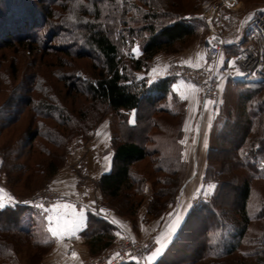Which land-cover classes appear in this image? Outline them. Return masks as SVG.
Masks as SVG:
<instances>
[{
  "label": "trees",
  "instance_id": "16d2710c",
  "mask_svg": "<svg viewBox=\"0 0 264 264\" xmlns=\"http://www.w3.org/2000/svg\"><path fill=\"white\" fill-rule=\"evenodd\" d=\"M100 1L112 5L113 25L125 24L126 32L140 40L139 57L131 55L132 68H126L112 39L114 27H108L96 11L83 31L87 46L100 61L93 76L86 73L82 93L89 101L87 106L82 102L77 107L74 101L64 100L66 94L53 92L38 73L30 78L28 87L18 88V83L14 86L0 71V174L15 196L30 195L47 186L63 165L72 141L86 138L96 119L106 111L118 119L121 134L111 138V170L98 181L102 205L128 218L135 227L147 201L146 188L150 189L146 214L156 217L175 203L186 165L179 143L182 117L162 105L174 77L148 83L133 72L146 69L157 54L173 52L175 45L195 35L196 22L203 26L204 23L195 15L182 17L176 12L163 13V17L172 16L171 21L163 23L155 12L157 0H137L145 9L129 0ZM38 3L48 7L53 0H0V46L11 48L18 42L23 49L33 51L26 41L37 39L50 13L49 7L41 12ZM129 10L136 14L128 13ZM224 51L228 55L237 53L229 46ZM239 87L242 89L237 93V103L227 111L207 152L203 182L214 183V192L208 200L190 208L158 264H264V86ZM23 88L28 96H17L16 90ZM258 97L260 102H256ZM89 108H94L92 119ZM130 111L135 112L133 125L128 122ZM166 118L176 121L166 122ZM153 129L159 133L144 137ZM147 143L154 145L148 147ZM147 159L148 169L136 168ZM226 175L233 177L235 183L237 206L231 216L221 206ZM252 182L260 186L254 190V220L259 226L251 239L253 249L240 251L247 243L253 218L249 211ZM28 209L18 204L0 209V264H40L50 249L51 241L34 240L31 227L22 224ZM196 234H200L199 240Z\"/></svg>",
  "mask_w": 264,
  "mask_h": 264
},
{
  "label": "rangeland",
  "instance_id": "374dc122",
  "mask_svg": "<svg viewBox=\"0 0 264 264\" xmlns=\"http://www.w3.org/2000/svg\"><path fill=\"white\" fill-rule=\"evenodd\" d=\"M123 1L125 0H121L120 3H123ZM129 1L131 3H135L136 5H138V7L140 6L141 8L145 9L137 0H129ZM217 1L220 0H157L154 6H155V12L160 16L159 21H162L163 23L172 20V16L170 17L161 16L165 12L180 13V16L182 17L195 15L201 21L202 6L206 3H213ZM221 1L225 2V5L222 7L221 21L226 25H230L231 28H237L239 19L242 18L241 16L246 14L248 11H250V9H252L257 5H262V4L264 5V0H221ZM120 3L118 2V5H120ZM37 5L41 12L44 13L46 11L44 9L46 6H42V4L40 5L39 3ZM48 7H49L50 15L49 14L47 15L48 17L46 18V24L44 28L41 29V32L37 30L38 33L41 34L38 35L35 41H26L28 44L32 45L33 51L30 50V48L28 49L31 52L28 51L27 49H23L21 46L18 45V42H14L11 48H4L3 46H0V71L4 72V74L7 75V77L12 81L14 86L17 85L18 83V88L28 87L30 78L34 76V74L38 73L42 75V77L44 78V84L47 87L52 86L53 92L66 94L65 96L66 98H64V100L69 102L74 101L77 107L82 102L85 104V106H87V104H89L88 103L89 101L82 93V91L84 92V89L86 87L84 84L87 80L86 73H89L91 76H93L95 73L94 71H98L99 70L98 68L100 67V61L97 57L98 54L89 49V47L87 46V42L83 36L85 24L91 21L92 15L96 13V11H99L100 19L105 20V23H107L106 25H108V27L110 28L114 27L115 31L112 32L113 42H115V44L118 47L122 62L129 70H131L132 68L130 56L132 55L134 58H137L140 55V42H139L140 40H138V38L135 36H130L126 32L124 28V26L126 27L125 24L113 25V23L111 22V15H110L111 11L113 10L112 5L101 2L100 0H53V4L51 6L48 5ZM48 7H46L47 10ZM119 9L123 10L122 7H119ZM132 10L131 11L129 10L128 13L135 15L136 14L135 11ZM247 14L250 15L251 13H247ZM196 25L198 30L193 37L187 39L182 44L175 45L174 48H172L173 52H168V53L162 52L157 54L148 64L146 69H142L140 71H134L133 75L138 78H145V80L148 83H151L159 78L170 77L172 65L176 61H180L188 65L189 61L191 62L198 59L200 51L202 50V52L204 53L202 48V43H203V39L207 34V29L206 27H204L205 25L203 26V24L200 22H196ZM133 49H136V51L134 52ZM171 77H174V79L179 78L180 87L183 86L184 87L188 86L189 88L193 87L194 89H196L198 95L197 88L193 84H190L184 79L177 76H171ZM74 87L77 89H81V91H78ZM24 88L17 89L16 95L17 96L23 95L24 97L28 96ZM240 89H242V87H239V85H236L234 83H228L225 85L224 97L221 98V96L219 97L217 96L216 100L214 101L215 104L217 105L221 101H223L222 102L223 106H221L220 110L218 111V114L216 115V118L214 119L213 125L211 127L210 136L212 138L219 129L220 124L224 121V119H226L227 111L233 109L234 106L236 105L237 93ZM259 99L260 97L256 98V102H260ZM198 104H200L199 98H198ZM162 105L174 109L182 117V126H181V137H182L184 118L186 116V106L188 105L187 102L185 101V99H182L174 91L171 85L170 94L167 95V99L166 101L162 102ZM93 110L94 108L92 109L89 108L90 111L89 115L91 116V119L94 113ZM127 116L129 119V112L127 113ZM261 117L263 119V124H264V109ZM96 120H97L96 123L89 130L86 138H79V137L75 138L72 141V143L69 145L68 155L66 156L65 161L63 165L60 167V169L63 168L64 165L66 164L67 157L69 155H73L77 153H83V154L87 153L88 151L87 144L92 138V135L99 124L105 123L106 125H108V130L110 133L109 147L110 149H112L111 148L112 136L113 135L118 136L121 134V129L119 130V128H117L118 119L112 114H109L108 112L104 111ZM165 120L166 122L171 121L170 123L173 124L176 121L174 118L173 119L166 118ZM158 133L159 132L156 129H153L147 132L146 135L144 134V137L153 136ZM147 145L148 147H153L154 143H147ZM57 153L60 154V151H58ZM148 161L149 160L147 159L145 162L136 165V168L148 169V166H146L148 164ZM225 181H226V185L223 187V194L221 196V206L223 207V211H225L226 215L231 216L233 215L237 206L236 197L233 194L234 191L233 186L235 185V183H234V178L229 175L225 176ZM4 182H5V177L0 174V190H3L2 193H0V196L7 198L11 197L12 200L31 199L40 190H52L56 192L57 195L59 196L60 199L58 201L62 199L61 194L55 189L51 188L49 184L47 186L38 188L30 195L24 194L23 197H19L12 194L4 185ZM252 186H253L252 199L249 204V211L253 218L249 225L248 239L246 241L247 243H245V246H242L240 248V251H249L253 249V245H252L253 242H251V239L254 238V233H256L259 226V223L254 220V199L256 197V192L254 195V190L256 191V189L257 190L260 189V186L258 183H254V182H252ZM209 198H206V200H208ZM202 199L204 198L201 195L198 196L196 198V204L198 202H201ZM146 200L148 201V199ZM58 201H56L55 203H57ZM147 201L143 203L139 211V214L137 216V225L135 227L133 226L131 220L122 217L130 223L132 229L130 236L134 240H145L151 238L156 240L154 236L140 237L139 233H140L141 225L143 224V222L147 223L152 220L153 221L157 220L162 216L164 217L166 213L170 211V209L175 204L173 203L169 205L167 209L164 210L160 215L156 217H149L146 214ZM50 206L48 207V209L50 208ZM30 209H31L30 211L33 214H36V210L34 211V209L32 210V208ZM101 209H103L104 211H101ZM144 210L145 212H144L143 220L140 221L139 219L140 215L143 213ZM98 211L102 212L103 216L107 215L108 213L110 214L111 212L114 213L112 210L102 205V198H100V208L98 209ZM115 215L118 216L117 214ZM22 224H25L26 226H30V227L34 225L38 228V230L37 228H34V230L31 228L33 231L34 240L38 241V236H40L39 230L41 229L39 220L34 219L29 214H26L25 216L22 217ZM122 234L116 236L111 242V245L109 247H111L114 244V242L122 236ZM199 235L200 234H196V236L199 237L198 240L200 239ZM108 248H106L102 253L89 258H95L101 256ZM44 256L42 257V259L44 258ZM147 257L145 259L146 264H148ZM202 264H206V263L203 262Z\"/></svg>",
  "mask_w": 264,
  "mask_h": 264
},
{
  "label": "crops",
  "instance_id": "0c3cea01",
  "mask_svg": "<svg viewBox=\"0 0 264 264\" xmlns=\"http://www.w3.org/2000/svg\"><path fill=\"white\" fill-rule=\"evenodd\" d=\"M260 10H264L263 4L250 9L247 12L251 13L250 15L247 13L242 15L237 28L241 29L253 14ZM227 56L226 51H223L218 57L217 65L219 67L223 65ZM188 65L204 67L209 66L210 61L201 50L198 59L189 61ZM226 84L228 83H221L218 97H224ZM173 85H176V88H173L174 91L182 99H185L188 104L186 106L183 134L179 140L182 149V160L185 162L186 170L177 200L170 211L164 217L147 223L143 222L141 225L139 236H154L156 238V248L160 246L157 244V239L162 238L163 251L152 261V264H158L160 259L168 252L186 214L196 204V198L201 195L204 198L202 200H206L212 195L215 188V184L212 182L204 183L203 177L207 166V152L213 143L210 136L211 127L218 111L223 106V101L218 105L215 102L198 104L196 89L188 86L180 87L179 78L174 79L172 87ZM128 122L130 125L134 124V111L129 112ZM109 144L108 125L105 123L99 124L87 144V153L69 155L64 167L56 173L49 183L51 188L61 194L62 199L51 205L47 213L36 211V214H33L30 211L31 209L24 212L23 216L29 214L34 219L39 220L41 229L39 228L38 241L52 242V246L42 259L41 264H81L83 260L102 253L116 236L122 233L131 235L132 229L126 219L116 216L112 212L105 216L98 215L101 198L98 181L103 174L111 170L112 166L113 151L110 149ZM149 192L150 189L147 187V199H149ZM0 202L3 203L4 207L17 205L15 200H9L3 196H0ZM56 205H71L77 212L83 209L84 221L80 229L73 235H65L63 238L57 239L48 231L49 217H52L51 226L56 227L57 215L63 216L65 213L63 207L55 208ZM144 212L145 210L140 215V221L143 220ZM177 219L178 223H176L175 230L170 232V225ZM31 228L34 230L37 227L33 225ZM73 253H75V256H73Z\"/></svg>",
  "mask_w": 264,
  "mask_h": 264
},
{
  "label": "built area",
  "instance_id": "2783aa9c",
  "mask_svg": "<svg viewBox=\"0 0 264 264\" xmlns=\"http://www.w3.org/2000/svg\"><path fill=\"white\" fill-rule=\"evenodd\" d=\"M224 5L225 2L220 0L206 3L201 8V17L207 29L202 48L210 65L193 67L176 61L170 72L171 76L180 77L197 88L200 104L214 102L222 82L264 86V10L256 11L238 29L222 23ZM227 46L237 49V53L228 55L219 67L217 59ZM261 102L264 105V91ZM59 199L52 190H40L31 199L15 201L18 205L46 213L48 207ZM98 215L103 216L102 212ZM155 248L156 240L153 238L134 240L130 234H122L101 256L85 259L81 264H146V257Z\"/></svg>",
  "mask_w": 264,
  "mask_h": 264
},
{
  "label": "snow or ice",
  "instance_id": "6c2138e0",
  "mask_svg": "<svg viewBox=\"0 0 264 264\" xmlns=\"http://www.w3.org/2000/svg\"><path fill=\"white\" fill-rule=\"evenodd\" d=\"M135 52L136 49H133ZM231 64V62H229ZM173 88H176V85H173ZM3 190H0V193H2ZM9 200H11V197H8ZM40 207L39 205H37ZM4 205L2 202H0V208H3ZM55 208L63 207L65 209V213L63 216L57 215V225L56 227L51 226L52 217H49L50 225L48 228V231L52 234L53 237L60 239L63 238L65 235H73L76 231H78L84 221L83 216V209H81L79 212L75 211L71 205H56ZM101 211H104L101 209ZM62 221V222H61ZM177 221L173 222L170 225L169 231H174L176 227ZM157 244L160 245L156 248L155 251H153L148 257V264H152V261L160 255V253L163 251V243L162 238L157 239ZM73 256H75V253H73Z\"/></svg>",
  "mask_w": 264,
  "mask_h": 264
}]
</instances>
